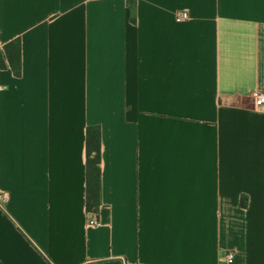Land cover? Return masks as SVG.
<instances>
[{
  "label": "crops",
  "instance_id": "obj_1",
  "mask_svg": "<svg viewBox=\"0 0 264 264\" xmlns=\"http://www.w3.org/2000/svg\"><path fill=\"white\" fill-rule=\"evenodd\" d=\"M1 55L0 264H264V0H0Z\"/></svg>",
  "mask_w": 264,
  "mask_h": 264
},
{
  "label": "trees",
  "instance_id": "obj_2",
  "mask_svg": "<svg viewBox=\"0 0 264 264\" xmlns=\"http://www.w3.org/2000/svg\"><path fill=\"white\" fill-rule=\"evenodd\" d=\"M132 5V0H129ZM8 65L15 77L21 76V41L15 39L3 48ZM0 69H7L2 55ZM101 130L97 126L88 127L86 131V211L98 214L101 207ZM246 206V203L243 202Z\"/></svg>",
  "mask_w": 264,
  "mask_h": 264
},
{
  "label": "built area",
  "instance_id": "obj_3",
  "mask_svg": "<svg viewBox=\"0 0 264 264\" xmlns=\"http://www.w3.org/2000/svg\"><path fill=\"white\" fill-rule=\"evenodd\" d=\"M189 18V10L187 9H183L180 10L178 13V18L177 20L179 22H184ZM252 99H253V103L254 106L256 108L257 111L264 113V91L261 90H257L252 94ZM8 200V196L5 193H1L0 194V203H6ZM89 226L92 227H97L100 225L99 221L96 220L95 218H92L89 220L88 222ZM227 261L229 263H231L233 261V255L229 254L227 256Z\"/></svg>",
  "mask_w": 264,
  "mask_h": 264
}]
</instances>
